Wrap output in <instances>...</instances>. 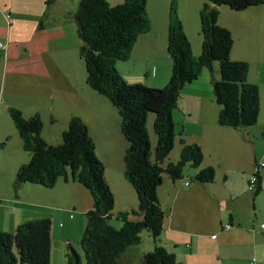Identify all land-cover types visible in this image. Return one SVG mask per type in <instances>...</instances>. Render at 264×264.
Segmentation results:
<instances>
[{
  "label": "crops",
  "instance_id": "0c3cea01",
  "mask_svg": "<svg viewBox=\"0 0 264 264\" xmlns=\"http://www.w3.org/2000/svg\"><path fill=\"white\" fill-rule=\"evenodd\" d=\"M80 1L0 0V151L15 155L17 160L10 163L12 170L18 171L22 164L29 162L30 156L10 116L11 107L20 110L26 118L41 116L43 137L53 145L61 143L73 117L81 118L96 143L98 158L103 161L106 156L117 154L111 149L114 128L117 129V122L112 120L115 117L107 116L111 106L103 100L104 96L88 86L86 65L80 56L82 40L74 19ZM107 1L112 6L119 5L117 1ZM171 4V0H148L152 29L139 37L129 60L117 63V69L128 83L164 88L170 82L173 72V60L168 52ZM193 7L200 17V5ZM179 11L197 56L202 52L203 43L200 18L197 33L195 18L186 20L180 5ZM218 23L234 37L232 59L250 65L249 82L260 89L259 121L256 126L242 130L221 126V107L216 103L209 71L186 86L173 113L176 129L181 130L177 133L176 146L180 139L199 145L205 155L203 167L213 166L217 174L215 182L207 185L164 177L158 191L160 203L167 211L162 242L167 248H173L169 250L182 264H231L233 259L239 264H264V228L261 227L264 212L252 214L251 220L245 219L248 204L256 211L255 201L264 192V168L258 173L261 190L256 197V185L250 187L257 166L264 164V6L237 13L225 10L220 12ZM116 176L106 168L108 180ZM62 183L69 187L64 193L68 203L72 202L69 191H73L75 204L82 201L86 204L80 210L93 207V200L88 202L92 197L86 188L77 182ZM27 185L31 184H24L20 191H32L31 194L15 193L8 197L6 204L0 198L4 204L0 208L8 211L0 214V230L13 232L19 225L51 218L48 216H53L55 222L62 219L56 214L58 199L51 202L54 198L51 196L42 201L43 195L41 198L37 195L38 188ZM120 185L126 191L121 210H137L139 203L130 183ZM77 205H73L74 210ZM226 219L228 223L224 224Z\"/></svg>",
  "mask_w": 264,
  "mask_h": 264
},
{
  "label": "trees",
  "instance_id": "16d2710c",
  "mask_svg": "<svg viewBox=\"0 0 264 264\" xmlns=\"http://www.w3.org/2000/svg\"><path fill=\"white\" fill-rule=\"evenodd\" d=\"M147 6L148 0H125L115 6L107 0H81L74 14L82 40L80 56L86 65L87 84L108 99L121 117L122 133L128 142L124 175L137 194V210L114 213L116 196L107 181L106 167L81 118L73 117L61 143L53 145L43 137L41 116L26 118L20 110L9 108L30 156L29 162L17 171L15 192L24 184L52 189L60 180L77 182L90 192L93 207L85 214L87 224L81 240L86 264H125L126 251L142 243L145 230L151 233L154 250L144 253L134 264H182L162 242L167 211L160 203L159 188L165 175L172 181L183 180L188 165L198 170L194 183L212 184L217 174L215 167H203L202 148L185 139H180L179 161L170 160L164 166L178 140L173 113L188 84L197 81L205 70L210 72L215 100L221 107L219 124L223 127H254L260 117V89L249 82L250 65L232 59L234 37L219 25L218 19L222 6L241 12L264 6V0H207L200 13L203 45L199 57L194 55L172 1L168 52L173 72L164 88L130 84L117 69L119 61L130 59L139 37L152 29ZM151 113L155 114L153 129L158 138L155 149L148 131ZM258 173L253 174L257 179L254 197L261 190ZM114 221L121 227H116ZM52 235L51 218L29 221L13 232L0 230V264H51ZM68 250L69 264H84L71 244Z\"/></svg>",
  "mask_w": 264,
  "mask_h": 264
},
{
  "label": "rangeland",
  "instance_id": "374dc122",
  "mask_svg": "<svg viewBox=\"0 0 264 264\" xmlns=\"http://www.w3.org/2000/svg\"><path fill=\"white\" fill-rule=\"evenodd\" d=\"M114 1H117L119 4H122L125 0H111V3H115ZM175 1V5H176V9H177V13L178 16H180V11H179V5L181 6V11H182V15L184 18H186V20H193L195 18V25L197 26V33H198V28H199V16L197 14L196 11H194V5H200V13L201 10L203 8L204 3L207 2V0H171ZM220 12L225 13V10H230L233 13H237V11H233L231 10L229 7L227 6H222L220 7ZM198 17V19H197ZM194 21V20H193ZM200 39L203 40L202 37V33H201V19H200ZM192 44V43H191ZM203 45V43H202ZM193 48V45H192ZM194 52V51H193ZM202 53V52H201ZM195 55V54H194ZM201 54L199 55H195L196 57H199ZM208 72V70H205ZM89 86V85H88ZM90 87V86H89ZM186 88V87H185ZM184 88V89H185ZM92 89V88H91ZM106 100V102L108 103L109 106H111L110 108L112 109L111 111L108 112V117H111V115H113L115 117V120L112 119L113 121L117 122V129L116 127L114 128V135L111 141V149L117 153L113 156H106L103 159V163L105 165V167L108 169V171H110V173H113L116 177L114 179L109 178V183L112 186V190L115 192V196H116V204H115V209H114V213H119L122 212L123 210H121V201L123 199V197L126 195V191L125 189L120 185L121 182H128L127 180H125L124 178V156L126 153V150L128 148V142L125 139L122 130H121V126L120 123L121 122V117L118 113V110L111 105V103L108 101V99H103ZM149 125H148V131L149 134L151 136V142L153 145V149L156 148L157 146V135H155L154 129H153V124H154V119H155V114L151 113L149 115ZM177 133L181 132V130H177ZM127 146V148H126ZM179 148V149H178ZM181 144L178 143V145L176 146V149H174L171 153V155L168 157L167 161H165L164 166H167V164L170 162V159L172 158L173 160H175L174 162H178L180 159V153H181ZM180 150V152H179ZM23 155L27 156V153H25L24 151ZM15 155L12 152V155H10L9 153H5L4 151H0V198L3 199V202L6 204L9 201V198L11 195L15 194V190H14V183H15V179H16V175H17V170H12V165L10 164L13 160H17L14 159ZM217 171V170H216ZM118 172V173H117ZM198 170L192 168L190 165H188L185 168L184 171V179L180 180L179 182H195L194 178L197 175ZM110 177V176H109ZM165 177L167 178L168 176L165 175ZM217 182V181H216ZM220 182V180H219ZM129 183V182H128ZM28 188H38L39 193L37 195L40 194V198L43 195V199L42 201H45V199L50 198L51 196L54 198H51V202L52 201H56L57 199L59 200L58 205L55 207H58L59 210H57L58 216H61L62 219L59 220L58 222H55V218L53 216H48L51 217L52 221H53V228H56L55 230V234H54V238H53V249H52V263L51 264H69L68 263V243H70L72 245V247L82 256V261L84 264H86L85 262V256H84V252L83 249L81 247V240L83 238V234L86 228V224H87V218H86V213L89 210H80L81 206H85V202L82 201L80 203L75 204V194L73 191H69L70 196H71V201L68 203L69 199H65L64 198V193H65V189H68L69 187H67V185H64V183H62V180L59 181V183H57V185L52 188V189H48L42 186H34L33 185H27ZM65 186V187H64ZM130 186L133 189V195L135 196L136 200L138 201V197L137 194L133 188V186L130 184ZM36 190V189H34ZM72 190V189H70ZM20 193H24L27 192V194H31L32 191H19ZM90 196V195H89ZM257 201H255L256 204V211L253 210V205L251 203H249V209L247 214H245V219L247 217V220H251V216L252 214L254 215V213L257 214V212H264V192L260 194V196L256 199ZM92 201V199L88 198V202L90 203ZM3 206L4 204L1 203ZM67 205H69L70 207H67ZM73 205H77L76 210H74ZM246 205V206H248ZM245 206V208H246ZM139 207V206H138ZM4 210V211H3ZM0 208V214H4V212H8L5 210V208L3 207ZM50 212V211H49ZM64 219V220H63ZM60 223H62L63 225L60 226ZM228 220L226 219L224 224H227ZM113 224L116 227H121V224L118 221H114ZM142 237V243L140 245H136V246H132L128 249V251H126L125 255H124V261L125 264H132V263H136L141 259V256L144 253L147 252H151L154 250V246H153V240L151 238V233L148 232L147 230H145L144 232H142L141 234ZM164 246L165 243L163 242ZM166 247V246H165ZM167 248V247H166ZM168 250L173 249V248H167ZM182 249V248H180ZM230 253H233L232 250H227ZM222 254L224 252H221ZM180 260V259H179ZM178 260V261H179ZM230 263V260H229ZM231 264H239L237 260L233 259Z\"/></svg>",
  "mask_w": 264,
  "mask_h": 264
},
{
  "label": "built area",
  "instance_id": "2783aa9c",
  "mask_svg": "<svg viewBox=\"0 0 264 264\" xmlns=\"http://www.w3.org/2000/svg\"><path fill=\"white\" fill-rule=\"evenodd\" d=\"M0 47H2V44H0ZM264 168V164H260L257 166L256 170L255 171H259L260 169ZM257 182V179L255 176H253L250 180V187L253 188V185H255ZM188 184V183H187ZM262 228H264V224L261 226ZM228 228H230V226H228Z\"/></svg>",
  "mask_w": 264,
  "mask_h": 264
}]
</instances>
